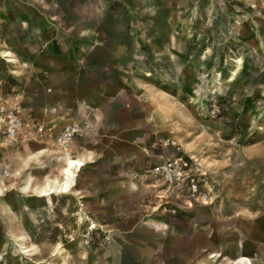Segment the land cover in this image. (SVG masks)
Returning <instances> with one entry per match:
<instances>
[{
    "label": "rangeland",
    "instance_id": "rangeland-1",
    "mask_svg": "<svg viewBox=\"0 0 264 264\" xmlns=\"http://www.w3.org/2000/svg\"><path fill=\"white\" fill-rule=\"evenodd\" d=\"M241 4L0 0V49L19 58L0 57V91L28 119L56 107L82 127L47 148L61 159L37 157L34 181L56 180L69 152L95 156L69 191L37 197L9 185L35 143L0 138V264H264V31ZM168 140L201 166L206 202L152 186ZM125 170L130 191L114 187Z\"/></svg>",
    "mask_w": 264,
    "mask_h": 264
},
{
    "label": "built area",
    "instance_id": "built-area-1",
    "mask_svg": "<svg viewBox=\"0 0 264 264\" xmlns=\"http://www.w3.org/2000/svg\"><path fill=\"white\" fill-rule=\"evenodd\" d=\"M18 98L19 96L10 97L0 91L2 140L16 142L25 139L35 144L50 141L56 148L65 151L70 147L72 140L81 135V124L56 107L46 108L42 119L26 118ZM165 145L174 147L172 149L175 156L146 169L145 174L154 182L151 183L152 186L162 184L168 188L174 187L189 201L206 202L207 194L200 190V187L205 185L201 166L195 160L177 155L180 148L174 141L168 140Z\"/></svg>",
    "mask_w": 264,
    "mask_h": 264
},
{
    "label": "crops",
    "instance_id": "crops-1",
    "mask_svg": "<svg viewBox=\"0 0 264 264\" xmlns=\"http://www.w3.org/2000/svg\"><path fill=\"white\" fill-rule=\"evenodd\" d=\"M231 1H233V0H231ZM235 1H237V3H239L241 1L242 2L241 5H245V7L249 8L251 10L254 9L255 14H257V16H256V19H254L253 22H254L255 25H257V26L259 25V27H258L259 28V32H260V30L264 31V6H262V5H264V0H235ZM239 8H241V7H239ZM20 24L24 28L23 30H26L25 33H26L27 36L28 35H36L37 36L38 34H40V33H38V34L36 33L38 31H40V28L37 26L38 24L35 23V21H33L32 19L30 20V19H27V17H26V18H24L21 21ZM4 52H10L12 57L17 58L16 61L18 62V60H19L18 56L15 55V53H13L11 50L0 49V54H2ZM53 60H54V58L52 56V61ZM51 145H53V143L50 142V141H47L44 144H33L32 145L33 147L31 146L30 149L28 150L26 156L23 157L24 159L23 158L19 159L18 157H16L15 160L17 162L18 161L19 162L21 161V163L23 162L22 163V167L16 169L15 171H13V174H12V177L15 180L16 179L19 180V185H18V181L17 180H16V183H13V182L10 181L9 185L15 186V188L18 191H19V189H18V186H19V187H21L22 191L26 192V194H29V193L33 194L32 187L34 185H36L40 181V179L42 178V177H40V179L37 182H35L34 181V177H35L34 175L35 174L32 171H29V170H31V168L34 169V167H38L39 166V163H38L39 161L37 162V157L40 156V155H44V154H50V156L53 154L52 155V157H53L52 159H56L57 157H59L61 159L60 155H56L55 152H53V151L50 152L47 149V148H51ZM81 149H84V148H79V150H81ZM138 149H141V148H138ZM138 149L137 148H130V152H128L127 157L130 158L133 154H135L133 152H138ZM79 150H78V154L80 153ZM111 151H113L112 148H111ZM29 152H31V154H28ZM68 155H69V157L76 158L77 161H83L85 163H87L88 160L92 159V157H93V159L95 158L94 153L92 151L87 150V149L84 150V156L83 157H80V155L78 156L77 154H73V153H70V152L68 153ZM93 159L91 160V162L93 161ZM25 162H26V165H25L26 166V170H25L26 172L20 173V172H22L24 170L23 165H24ZM126 172H130V170L123 171V176H117L118 177L117 178L118 180L116 181L117 183L114 184V187H116L118 185L120 187V190H122V191H130V190L134 189V187L136 186V184H134L131 180H129L126 177L128 175V173H126ZM46 174L47 173H42V175H46ZM47 176H48V174H47ZM121 177H123V178H121ZM48 179H51V178L48 177ZM26 180L29 182V187L26 188V189H23V186L26 185ZM4 186H6V185H4V184L1 185V183H0V195L4 191ZM7 209L8 208L6 206L3 208L4 213H6ZM254 252L255 251L251 252V257L255 256ZM246 256H248V255H246ZM252 261L254 262L255 259L252 258ZM202 264H205V262L204 263L202 262Z\"/></svg>",
    "mask_w": 264,
    "mask_h": 264
},
{
    "label": "bare ground",
    "instance_id": "bare-ground-1",
    "mask_svg": "<svg viewBox=\"0 0 264 264\" xmlns=\"http://www.w3.org/2000/svg\"><path fill=\"white\" fill-rule=\"evenodd\" d=\"M264 6V5H262ZM12 53V52H11ZM0 57L2 58H7L6 62L10 64H15V59L12 58V55L8 52H4L0 54ZM237 63V62H236ZM7 64V63H6ZM17 65V64H16ZM237 66V65H236ZM21 67V66H20ZM238 95V94H237ZM239 98V97H238ZM43 151V150H42ZM39 152V151H38ZM31 153V152H30ZM37 157V156H36ZM84 164L76 161V160H71L67 159V162L65 163L61 174L56 180L48 179L47 175H42L41 174V179L40 181L32 187V192L33 195L37 197H46L50 196L52 194H55L59 191H67L69 188V182L70 179L73 178V168L76 167L78 170L83 166ZM23 172V171H22ZM62 176V179L60 178ZM72 180V179H71ZM29 187V182L26 180V185L23 186V189H26ZM71 188V187H70ZM70 190V189H69ZM68 190V191H69ZM23 193V192H22ZM217 256V255H216ZM242 257V256H241ZM215 258V256L213 257ZM242 259V258H241ZM245 259V258H244ZM246 260V259H245ZM238 261V260H237ZM210 263V262H209ZM243 264V263H242ZM252 264V263H251Z\"/></svg>",
    "mask_w": 264,
    "mask_h": 264
}]
</instances>
